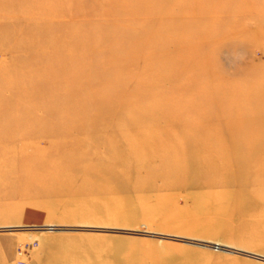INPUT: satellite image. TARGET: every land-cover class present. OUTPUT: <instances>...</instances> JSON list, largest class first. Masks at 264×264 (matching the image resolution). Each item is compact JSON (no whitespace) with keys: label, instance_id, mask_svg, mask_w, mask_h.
I'll use <instances>...</instances> for the list:
<instances>
[{"label":"rangeland","instance_id":"obj_1","mask_svg":"<svg viewBox=\"0 0 264 264\" xmlns=\"http://www.w3.org/2000/svg\"><path fill=\"white\" fill-rule=\"evenodd\" d=\"M20 1L5 3L16 11L17 24L25 20ZM70 14L77 21L64 32L67 42L76 33L98 39L92 46L79 45L83 53L73 59L65 56L63 62L71 63L60 71L44 65L47 74L39 89L49 97H24L37 108L26 124L55 122L58 131L73 127L59 136L56 130L23 135L20 141L33 138L34 145L25 143L22 149L24 142H17L9 153L16 163L1 167L9 177L0 175V264H15L19 247L27 252L20 256L27 264H264V201L248 194L252 175L247 168L263 167L264 161H257L254 149L221 136L229 134L239 143L263 140L264 34L252 33L264 31V0H150L125 11L109 0H81V9ZM17 26L0 23L10 33L0 37V66L28 56L29 47L16 48L29 40L18 36ZM55 28L49 25L43 32L41 52ZM14 38L19 42L12 48ZM54 55L47 51L41 57L55 60ZM75 57H86L91 66L76 74ZM77 76L82 83L74 81ZM234 84L241 88L232 90ZM0 90L7 105L2 126L14 108L22 107L12 87L0 81ZM200 93L206 104L196 100ZM222 96L231 103L226 108L216 104ZM61 104H67L68 114L57 110ZM46 105H53L52 113L57 110L52 118ZM146 108L160 114L139 112ZM84 126L90 131H79ZM153 129L160 133L150 137L159 142L157 148L146 142ZM211 138L213 146L227 148L222 156H236L242 167L234 179L225 175L230 187L222 193L185 183L197 176L199 162L213 161L207 147ZM63 140L84 148L78 163L56 153ZM129 143L134 146L128 148ZM158 147L172 153L169 163L185 159L189 170L164 165ZM110 152L118 157L111 165L124 168L126 178L116 174L115 184L103 186L83 171L98 159L110 162Z\"/></svg>","mask_w":264,"mask_h":264},{"label":"bare ground","instance_id":"obj_2","mask_svg":"<svg viewBox=\"0 0 264 264\" xmlns=\"http://www.w3.org/2000/svg\"><path fill=\"white\" fill-rule=\"evenodd\" d=\"M8 1H16V0H1L0 2V12L2 14H0V23L3 21L5 22H9V24L11 25H18L19 27V32H18V36L20 37H29V40L27 38L28 41H26L24 44L22 45H16L17 42H19L17 39H13L11 42L12 48L15 47L20 51H26L27 47H29V52H28V56H26V60H23L21 62H17V63H8L7 65H2L0 66V81H3L8 87H12L13 90V95H17L18 98L21 99H16V102L19 103L22 107L21 110H19V112H17V109L14 108V111L12 114H10L8 117H6L5 121L6 123L2 126H0V170L1 167L4 166L5 163L10 164V165H14L16 162H14L12 159H10L9 157V153L11 151H13L16 147V143L19 142V138L23 137V135L31 132L34 133V135H40V134H51V133H55L54 130H56L55 134L59 135H64L66 133H69L71 131V128L73 127V125H66L64 126L63 129H61L60 131H58V128L55 127L57 126V124L55 122H52L50 124V126H39V125H28L24 122V119L26 117H33L35 116V112L37 110V108L35 107V105L32 104V102H30V100L25 101L24 97L33 99V98H37V96L42 93L45 95H48V97L51 95L50 92H46V91H41L39 89V87L41 85H39L42 81L45 80V75L47 74V69L44 67V65H49V64H54L56 66V70L60 71L64 68H66L65 66H67V64H70L71 61H64L65 60V56H68L70 59H73L74 57V53H78L81 52V54L83 53V51H81V48H78L79 45H81L82 43H86V45L88 46H92L94 44V42L98 39L96 38L94 35H92L91 33H85V34H81V33H76V35H73L72 37L74 39H70L69 42H67V38H65V34L64 32L67 31V28L71 25L74 24L77 19H74L75 17H73V15L70 14V10L71 9H76L77 7L78 9H81V0H22L20 1V4H22V10L21 12L24 13V17L25 20L23 21V24H17L16 20H13V18L16 16L14 11H11L10 8L8 6H6L5 3H7ZM113 6L118 7L119 9H121L122 11L125 10H129L131 9L133 6H137L138 4H144L149 2L150 0H109ZM244 1V0H242ZM210 1L206 2V6L209 5ZM164 5L166 6V3H164ZM24 9L26 11H24ZM20 10V9H19ZM28 10V12H27ZM207 11V7L203 8V10L200 11L201 14H203V12ZM20 12V14H21ZM247 13V12H246ZM14 16V17H13ZM8 17L11 19H8ZM6 19H8V21H6ZM49 25H52L54 27H56L55 29L50 31V37L52 38V41L47 42L44 45V51L41 52L40 47L43 45L42 40V34L43 32H45L47 30V27ZM60 25V26H59ZM17 26V27H18ZM256 30H254V33H252V35L255 34H264V31L259 32L258 30L255 32ZM253 32V31H251ZM231 33V32H230ZM228 33V34H230ZM9 30H5V29H0V37L3 36V38H8ZM25 35V36H24ZM75 40V41H74ZM74 41V42H73ZM72 42V43H71ZM69 43V44H66ZM17 49H11V51H13V53L18 52ZM87 50H89V48H87ZM47 51H53L55 52V55L53 56L55 58L51 59L49 58H42L41 55L42 54H47ZM85 54H87V51L85 52ZM86 58V57H85ZM84 57H75L76 61H78L77 63V68L75 69V73L77 74L78 71L81 72V70H85L87 68H89L91 66L90 63H87ZM35 65V66H34ZM35 67V68H29V67ZM85 73V72H83ZM89 73V71L87 72ZM55 73L52 74V76ZM98 77L97 76H92L90 78V80H96ZM76 82L82 83L83 79H80L79 76H77L76 80H74ZM66 86L68 85L67 82ZM234 87V88H233ZM237 88H241L240 84H234L232 85V90H235ZM1 91V90H0ZM1 93V92H0ZM47 93V94H46ZM185 94H187V96L189 95V92L186 90L184 91ZM224 93H226L224 91ZM223 93V94H224ZM4 94V93H3ZM10 95H12V93H10ZM122 96H125L124 94H121ZM6 96V95H5ZM224 96V95H223ZM222 96V99L218 102H216V104H218L219 106H221L222 108H226L228 107L231 103L229 101H227V99H225ZM2 97V96H1ZM0 97V116L3 117L6 114V108L7 105H5L2 102V99ZM10 97V96H9ZM206 96L205 95H201L197 94L196 96V100H200L201 102H203L204 104H206ZM219 100V99H218ZM128 101V98L125 96L122 100V103H126ZM66 102V99H64L63 103ZM85 103L89 104L88 101H84ZM90 102V101H89ZM157 105L160 103H156ZM66 106L67 104H61L60 107H58L57 110H61L62 113H66L68 114L67 110H66ZM46 111L52 113L51 108H53V105H46L44 106ZM158 107V106H157ZM157 107H153V108H157ZM79 106H76L75 111L72 114V117L76 116L79 112L78 110ZM57 110L55 112H53L51 115H55V113L57 112ZM137 112V111H136ZM139 112H145L146 114L151 113L152 115H156V114H160L156 112L155 109H141L139 110ZM53 116H51L52 118ZM58 122L59 121V117H55ZM38 122V121H37ZM75 127V125H74ZM79 131H90V129H87L86 126L84 127H78ZM151 135L146 139V142L149 144L150 147H156L158 146L159 142L155 139H151L153 137L157 138V134L159 133L158 129H153L151 132ZM176 134V133H175ZM160 135V133H159ZM174 135H171L170 138H172ZM224 138L228 139L227 142L228 143H232L234 146H239L240 148L243 147L244 149L246 148H252L256 151V153H254L255 157L257 158V161H264V135L263 136V140H256L254 143H247L242 141V143H239L237 141H234L231 139V136L228 134L227 135H221ZM90 140L93 142V138L91 135H89ZM151 137V138H150ZM233 137V136H232ZM35 138V137H34ZM175 138V137H174ZM207 138V137H206ZM105 140V139H104ZM176 140V144H179L178 141L180 140L179 136H177ZM24 142V145L22 143V149L25 148V143H26V147L28 148L27 144L30 146V144L34 145V140L33 138L31 139H23L21 140ZM20 141V142H21ZM212 138L210 139V141L208 142L210 146L209 148V153L212 154L213 157V161L212 158L210 159V157H207L206 160H204L203 162H199L198 165H196L195 167V171H199L197 176L194 175V178L192 176V178L188 177V180L185 181L186 184L189 183H195V185H197L196 189L197 190H206V191H210V192H217V191H221L220 193H222V188L226 189L229 188L227 187V182L226 179L224 178L225 175H230V177L232 179H234V175L238 173V171L241 170V165L237 160V157H231L229 155L228 159H226V157L222 156L224 155L223 152H227V148L223 149H219L218 146H213L212 143ZM97 142H99L97 140ZM20 145V144H19ZM32 145V147H33ZM58 147L56 148V153L59 154H66V158L64 160H70L73 162H77L79 160V156L81 153H83L84 148H82L80 145H77L75 143H71L67 140H63L61 143L57 144ZM171 145V143H170ZM133 143H129L128 144V148L133 147ZM169 146V145H168ZM24 147V148H23ZM165 147V146H164ZM256 147V148H255ZM20 148V147H19ZM161 151H162V162L164 163H168L171 165H184L188 168L189 170V163L184 159L183 163H173V162H168L169 159L172 157V153H170L169 151L164 152L165 151L162 147H158ZM169 148V147H168ZM262 148L261 150H258ZM176 153H180L179 149L176 148ZM20 150V149H19ZM26 150V149H25ZM33 150V149H32ZM22 150L19 151V153ZM87 151V150H85ZM25 153V151H24ZM91 154H92V150H91ZM113 153L110 152L108 154V157L111 161L110 162H106L105 165H103L104 163H102L103 160L98 159V161H100L99 163L96 162L92 165H86L87 168L84 169V173L88 174L90 177L95 178L96 180H98L100 185H105L107 186L106 183L108 182H113L114 183V175L117 174L116 178L119 180H124L126 177L124 173V168H115L114 165L112 166L111 163L117 159L113 157ZM62 160V161H64ZM222 160H225V162H223ZM86 160H83L82 162L84 163ZM228 162V163H227ZM250 173L252 175V178L249 181V185L251 186V188L249 189L248 193L250 196L255 197L257 200L259 201H264V166L260 167V164H255V165H251L249 167ZM122 173V175H121ZM159 173V172H158ZM3 175L5 177H9V174L4 175L3 172L0 173V175ZM157 173H155L154 175H156ZM8 175V176H7ZM193 179V180H191ZM12 183H15L13 181H10ZM214 182V183H212ZM115 184V183H114ZM119 185V184H116ZM223 189V190H224ZM234 190V188H233ZM1 191V190H0ZM137 191V190H136ZM237 191V189H236ZM199 192V191H198ZM235 192V191H234ZM4 194V193H3ZM13 196L15 195V193H11L8 196ZM219 195V194H218ZM4 196H6L4 194ZM7 196V197H8ZM236 212V211H235ZM69 227V226H68ZM70 228V227H69ZM76 228V227H75ZM68 230V229H67ZM66 231V230H65ZM206 246H210V247H217L218 249L222 248L223 250H225L226 245H213V244H209V243H203ZM239 251H242V249H239ZM236 252V251H235ZM237 253V252H236ZM249 257H252L253 255L248 254ZM258 255H256L257 257ZM258 259H260L259 257H257ZM261 260V259H260ZM99 263V261H98ZM180 264V263H179Z\"/></svg>","mask_w":264,"mask_h":264},{"label":"built area","instance_id":"obj_3","mask_svg":"<svg viewBox=\"0 0 264 264\" xmlns=\"http://www.w3.org/2000/svg\"><path fill=\"white\" fill-rule=\"evenodd\" d=\"M21 254H23V256H25V257L27 256V252H23V251L21 250V247H19V248H18V251H17V256H18V258H17L15 264H27V263L24 261V258H21V257H20Z\"/></svg>","mask_w":264,"mask_h":264}]
</instances>
